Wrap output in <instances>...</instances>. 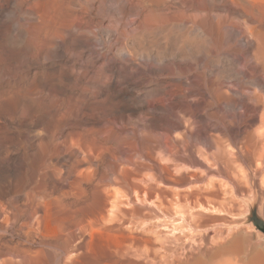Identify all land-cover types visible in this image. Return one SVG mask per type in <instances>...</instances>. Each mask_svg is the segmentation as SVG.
Wrapping results in <instances>:
<instances>
[{
  "label": "bare ground",
  "instance_id": "1",
  "mask_svg": "<svg viewBox=\"0 0 264 264\" xmlns=\"http://www.w3.org/2000/svg\"><path fill=\"white\" fill-rule=\"evenodd\" d=\"M123 1L124 10H121L119 18L112 17L113 13L103 18V21L110 23L109 27L107 24L106 37L117 41L114 44L119 42L114 51L118 54L116 61L113 64L111 61L103 69H86L84 64V70L69 66L58 69L55 66L58 61L49 66L38 60L37 64L32 60L36 64L34 67L33 64L25 69L19 64V57L25 50L22 45L30 48L35 36L29 38L31 30H28L25 40L17 35L6 39V31L2 36L1 31L0 264H264V247L259 242H253L251 233L246 229H231L226 236L222 229H214L212 232L215 233L210 235L212 222L227 221L223 217L225 213L223 216L220 214L223 197L216 183V187L214 184L212 186L215 190H199L202 183L199 186L198 182V186L194 183L189 185L195 190L189 192L191 189L188 188L187 193L185 188L186 193L183 192L180 181L185 177L182 173L185 169L181 171L183 168L179 163L183 159L179 149L184 148L195 152L197 157L215 169L219 162L230 171L241 162L262 166L264 81L256 77V73L264 71V0ZM16 2L19 3L18 0ZM102 2L104 5L107 0ZM17 5L14 4V8ZM55 9L51 11L55 12ZM43 14L46 16L45 11ZM55 20L53 22L58 26ZM30 24L36 26L34 22ZM40 27L38 30L42 31ZM56 28L55 33H58L59 27ZM82 29L78 35L82 34ZM49 30L47 36L50 38L53 35L50 32L52 29ZM94 31L88 28L85 32L95 34ZM46 34H42L43 41ZM62 35L63 32L58 33L61 39ZM67 36L70 38L68 33ZM75 36L71 40L75 41ZM150 36L156 38L154 41L164 40L166 45L159 43V46L154 44L147 48L142 41ZM47 40L52 42V39ZM65 46L63 44V48ZM155 46L158 48L156 51L153 50ZM69 50H66L67 53ZM123 52L132 58L153 56V62L143 64L137 70L127 71L125 66L124 70L117 69V61L123 59L119 53ZM233 56L244 59L245 70L239 71L238 65L241 63L234 61ZM30 57L24 58L27 60ZM32 57L35 58V55ZM167 58L169 63H165L166 66L164 60ZM154 61L156 63L153 65ZM24 64H27L26 61ZM191 71L196 73L199 82L197 80L198 83L192 85L194 87L191 89L186 84V90L190 89L188 93H184L183 87L181 89L183 85H178L182 91L177 85V89L173 87L174 90L170 91L171 82L176 84L182 78L188 81L189 76L184 74ZM24 77L33 79L36 93V99H33L39 107L37 111L35 103L36 112L33 113V110V116L28 118L23 115V109L27 108L24 107L25 96H28L23 93L21 85ZM62 82L64 84L61 86L57 84ZM152 82H163L168 86H158L149 91L150 84H154ZM229 82L230 85L227 84ZM148 93L152 94L149 96ZM190 93L198 94L200 98L189 99ZM13 110L19 113L15 115ZM187 114L209 120L202 127L205 128H201L200 135H189L187 132L179 138H170L168 132L166 135L168 130L165 127L170 122L176 124L177 129L186 122L187 125L189 120L184 119ZM226 121L237 122L234 139L224 140L221 136L211 137L207 134L211 128H222L229 133ZM243 126L250 129L243 130ZM234 142L242 145L235 148ZM207 148L214 150L210 153ZM185 171L187 175L189 171ZM163 173H167L165 179L169 178L173 184L164 182ZM262 173L264 176V171ZM196 177L199 179V175ZM262 180L264 184V177ZM209 183L206 185L210 186ZM251 186L256 197L258 185L254 177L251 178ZM195 194L200 196L197 197L199 200L203 198L201 196L206 199L211 196L216 200L211 199L212 204L215 202L216 206L218 202L220 210H217L218 206H210L211 200H208V203H199L197 208L194 204L188 206L189 201H186L188 209L185 207L184 211L183 198L193 200L194 196L195 203ZM242 201L248 208V214L239 215V219L247 214V223L230 227L254 226L250 218L256 199Z\"/></svg>",
  "mask_w": 264,
  "mask_h": 264
},
{
  "label": "rangeland",
  "instance_id": "2",
  "mask_svg": "<svg viewBox=\"0 0 264 264\" xmlns=\"http://www.w3.org/2000/svg\"><path fill=\"white\" fill-rule=\"evenodd\" d=\"M15 1H17V0H0V29L2 28L3 29V27L5 28L6 27V29L9 27V30H8V32H7V30L6 29H1L0 30V34H1V31H2V34H1V36L3 35V31H6L4 34H6L5 35V38L6 39H9V38H11V36L13 37L14 35H17V36H19V38L21 39H24L25 38V36L26 37H28V30H31V31H29V35L31 36V34H32V36L30 37L29 36V38H32V37H34L33 38V40H34V42H32L31 43V45L29 46L30 48H28V46H26V44H24V45H22V48H23V53L21 54V56L19 57L20 59H19V64H20V66H22V67H24L25 69H26V67H28V66H32L33 64V66L32 67H34L36 64H37V62L38 61H40V62H43L44 64H47V65H49V66H51L52 64H54V63H56L57 61L60 63L61 62V64H59L58 62L55 64V66H56V68H58V69H60V68H64L63 66H65V69L66 68H75V69H78V70H81V68H82V70H84V68H86V69H90V70H93L94 69V67H95V69H98V68H102L103 66L105 67H107V66H109L110 65V62L112 61V63L111 64H113L115 61H116V59H117V55L118 54H116V52H114L115 51V45H117V44H114V43H116L117 41H115V40H113V41H111V40H109L107 37V32H106V29H108V27L110 26V23L109 22H105V21H103V18L107 15V16H109V15H111L112 13V17H118L119 18V16H121L122 15V11L121 10H124V1L123 0H107V2H105L104 3V5L102 4L103 2V0L101 1V0H83L84 2H85V4L82 2V0H77L76 2H75V0H18L19 1V3L18 2H16V3H14ZM54 1V2H53ZM90 1H91V3H90ZM93 1H95V2H93ZM101 1V2H100ZM105 1V0H104ZM34 2H36V5H34L35 3ZM69 3V5H68V3ZM90 4V5H88V3ZM99 2H100V4H99ZM109 2H112L111 3V6H112V4H113V9H112V7L110 6V4H109ZM177 2V1H176ZM17 3H18V5H17ZM51 3H55V4H51ZM86 3H87V5H86ZM116 3H118L117 5H116ZM123 3V4H122ZM14 4L15 5H17L16 7H17V9H16V11H15V8H14ZM53 5L52 7L55 9V12L56 13H58L57 15H56V13L55 12H53L54 11V9L51 7L50 8V6L51 5ZM59 4H60V6H62V8L59 6ZM101 4H102V6H101ZM109 4V5H108ZM120 4V5H119ZM178 4H179V2H178ZM56 5V6H55ZM65 5H66V7H65ZM85 5L87 6V8L85 7ZM95 5V6H94ZM105 5H107L106 7H105ZM122 5V6H121ZM20 6H21V8H20ZM33 6H35V7H37V8H35V7H33ZM57 6H58V8H57ZM77 6V7H76ZM98 6V7H97ZM105 8H104V7ZM118 6V7H117ZM179 6V5H178ZM19 7V8H18ZM69 7V8H68ZM71 7H72V9H74V10H72L71 9ZM78 7H79V9H78ZM87 10H85L84 8ZM89 7V8H88ZM123 7V8H122ZM35 10V11H32L33 9ZM39 8V9H38ZM47 8V9H46ZM66 8L68 9V10H66ZM99 8V9H98ZM108 8H111V10L110 9H108ZM119 8V9H118ZM20 11H19V10ZM44 9V10H43ZM65 9V10H64ZM83 9V10H82ZM92 9H93V11H92ZM95 9H98V10H95ZM116 9V10H115ZM39 10L40 11H43V13H44V11H45V13H46V16H45V14H43L42 12H40L39 13ZM48 12H50V13H48ZM51 10H53V11H51ZM58 10V11H57ZM60 10L62 11V12H60ZM72 10V11H71ZM77 10V11H76ZM112 10L114 11V12H112ZM17 11H19V13L17 12ZM90 11V12H89ZM96 11V12H95ZM110 11V12H109ZM118 11H119V13H118ZM35 12H37V13H35ZM51 12H53V13H51ZM74 13V15H73V13ZM77 12V13H76ZM70 13H72V16H71V14ZM118 13V14H117ZM47 14H50V15H47ZM54 15V17H52L53 15ZM84 14V15H83ZM92 14H94V15H92ZM98 14V15H97ZM38 15H40V16H38ZM42 15H44L43 16V18H42ZM66 15H67V17H66ZM81 15V16H80ZM96 15V16H95ZM119 15V16H118ZM55 16H58V17H55ZM62 16H63V18H62ZM68 16H70L69 18H68ZM77 16H79V17H77ZM94 16V18H92ZM106 16V17H107ZM18 17V18H17ZM42 19H41V18ZM72 17V18H71ZM89 18V19H87V18ZM96 17V18H95ZM44 18H45V21L47 22V25L49 26L48 27V30H49V28H50V32H52V37L54 38V36H55V34L57 33H55V31L57 30V28L56 27H59L58 28V31L61 33V32H63V39H61L62 37H60V36H58V33L56 34V36H55V38L53 39L52 37H48L49 36V32L47 33V25H46V22L44 21ZM52 18H54L53 20H55V22H56V24H59L58 26L57 25H55V23L53 22V20H51L52 21V23H51V21H50V19H52ZM57 18H58V21H59V23L57 22ZM68 18V19H67ZM100 18V19H99ZM20 21H19V20ZM48 19V20H47ZM64 20V21H62V20ZM69 19H70V21H69ZM95 19V20H94ZM99 21H98V20ZM42 20L44 21V23L42 22ZM85 20V21H84ZM91 22H90V21ZM15 21H17L16 23H15ZM50 21V22H49ZM33 22L36 24V26L33 24ZM61 22V23H60ZM62 22H64V23H62ZM66 22V23H65ZM18 23V24H17ZM21 23V24H20ZM30 23H32L33 25H31ZM51 23V24H50ZM78 25H77V24ZM87 23H89V24H87ZM94 23V24H93ZM109 23V24H108ZM5 25V26H3V25ZM15 24H17V26L15 25ZM38 24V25H37ZM42 24H44V25H42ZM50 24V25H49ZM69 25V26H65V28H63V26L64 25ZM90 24H91V26H90ZM107 24H108V27H107ZM19 25V26H18ZM30 25L32 26V27H30ZM55 25V27H53ZM77 27H76V26ZM93 25V26H92ZM3 26V27H2ZM23 26V27H22ZM39 26H43V28H41L40 27V29H42V31L44 30V32H45V34L46 35H44L47 39H52V42H51V40H47L45 37H44V41H45V43H44V41L42 40L43 39V35L42 34H44V32H42L41 30H38L39 28ZM52 26V27H51ZM60 26L62 27V28H60ZM80 26V27H79ZM88 26V27H87ZM94 26H95V29H94ZM98 26V27H97ZM99 26L101 27L100 29H99ZM103 26V27H102ZM13 27H15V30H14V28ZM17 27H19V29L17 30ZM20 27H22L21 29H20ZM33 27H34V29H33ZM37 27V28H36ZM73 29H72V28ZM75 27H76V30H74L75 29ZM79 27V28H78ZM105 27V28H104ZM107 27V28H106ZM31 28V29H30ZM36 28V29H35ZM69 28V29H68ZM73 30H71V29ZM83 28V29H82ZM88 28H93V30H95L94 32H95V34H90V33H88V32H85V31H87V29ZM103 28V29H102ZM11 29V30H10ZM62 29H64V30H62ZM65 29H68V30H65ZM81 29L83 30L82 31V34H80V35H78L80 32H81ZM99 29V30H98ZM20 30V31H19ZM34 30V31H33ZM36 30V31H35ZM46 30V31H45ZM53 30H54V32H53ZM61 30V31H60ZM80 30V31H79ZM16 33H14V32ZM38 31H40V32H38ZM65 31V32H64ZM69 31H72V32H69ZM76 31V32H75ZM79 31V32H78ZM98 31V32H97ZM100 31V32H99ZM35 32H37L39 35H37V33L35 34ZM83 32H84V34L86 33H88L87 34V36L85 35V37H84V34H83ZM103 32V33H102ZM106 32V33H105ZM10 33H12V34H10ZM22 33V35H20ZM41 33V34H40ZM54 33V34H53ZM65 33V34H64ZM67 33L70 35V38H68L69 36H67ZM72 33H73V36H75V35H78V37L80 38V40H79V38L77 37V36H75L74 37V39H75V41H73V40H71V37H73V36H71L72 35ZM78 33V34H77ZM35 34V35H34ZM51 34V33H50ZM75 34V35H74ZM90 34V35H89ZM104 34H105V36H104ZM48 35V36H47ZM97 35V36H96ZM100 35H102V36H100ZM24 36V37H23ZM37 36V37H36ZM39 36H41V37H39ZM51 36V35H50ZM107 36V37H106ZM8 37V38H7ZM38 37H39V40H40V38H41V40H40V42L38 41ZM58 37V38H57ZM59 37H60V40H59ZM65 37H67V38H65ZM77 37V38H76ZM104 37V38H103ZM152 37V38H151ZM87 38H88V40H87ZM89 38H91V40H89ZM146 38H148V39H146ZM145 39H143L144 41H142V43L144 42V44L146 45L147 44V48L149 47V46H154V44H163L164 43V40H163V42H161V41H159L158 42V39L157 40H155L154 41V39H156V38H154L153 36H150V37H146ZM21 39V40H22ZM28 39V38H27ZM65 39V40H64ZM73 39V38H72ZM104 39H106V40H104ZM108 39V40H107ZM25 40V39H24ZM64 40V41H63ZM38 41V45L36 44V42ZM49 41H50V43H49ZM54 41L56 42V43H54ZM66 41V42H65ZM104 41V42H103ZM111 41V42H110ZM147 41V42H146ZM156 41H157V43H156ZM45 44H43V43ZM47 42V43H46ZM59 42V44H57ZM63 42V43H62ZM67 42H68V45H66L67 44ZM85 42V43H84ZM33 43H35V44H33ZM49 43V44H48ZM51 43H53V44H51ZM61 43H62V45H61ZM41 44H43V45H41ZM55 44H57V45H59V46H57V45H55ZM63 44H64V48H63ZM94 44H95V46L96 47H98V48H96L95 46H94ZM114 45V47H112L113 45ZM159 44V45H160ZM165 44V43H164ZM163 44V45H164ZM35 45V46H34ZM40 45V46H39ZM47 45V46H46ZM62 47H61V46ZM71 45V46H70ZM100 45V46H99ZM119 45V44H118ZM158 45V46H159ZM162 45V47H164ZM166 45V44H165ZM23 46H25V47H23ZM46 46V47H45ZM50 46H51V48H50ZM54 46H55V49H54ZM107 46V47H106ZM39 47V48H38ZM58 47H61V49L60 48H58ZM78 47H79V49H78ZM91 47V48H90ZM102 47H104V49H102L101 50V48ZM112 47V48H111ZM34 48V49H33ZM35 48H37L36 50L37 51H41V53H40V51H39V53L35 50ZM42 50H41V49ZM44 48V49H43ZM58 48V49H57ZM69 48H70V50H69ZM28 49H33L31 52L28 50ZM54 49V50H53ZM109 51H108V50ZM156 49H158V48H156V46L154 47V51H156ZM44 50H46V51H44ZM56 50V51H55ZM61 50V51H60ZM63 50V51H62ZM66 50H69L68 52L70 53H67V51ZM75 50H77V51H75ZM103 52V55H102V53H101V51ZM59 51V52H58ZM80 51V52H79ZM100 51V52H99ZM104 51H106L105 53H104ZM154 51H153V55L155 54L154 53ZM49 52V53H48ZM56 52H58V53H56ZM65 52H66V54H65ZM35 53V54H34ZM38 53V54H37ZM44 54V55H41V54ZM46 53L47 54H49V55H46ZM50 53H52V54H50ZM53 53L55 54L56 53V55H57V57H55L56 55H53ZM79 53V54H78ZM42 56H40V55ZM63 56H62V55ZM65 54V55H64ZM92 54V55H91ZM104 54H106V56L104 55ZM27 55V56H26ZM32 55L34 56L35 55V58H36V55H38V56H40L39 58H41L40 60H39V58H38V56H37V58L35 59L34 57H32ZM67 55V56H66ZM69 55H70V57H69ZM100 55H101V57H100ZM23 56V57H22ZM31 56V57H30ZM45 56V57H44ZM50 56H52L51 58H50ZM60 56V57H59ZM73 56H75V58L73 57ZM87 56V57H86ZM90 58H89V57ZM103 56V57H102ZM119 56L121 57V58H123L122 60L120 59V61H122V62H120V61H117V65H116V67H117V69H120V68H123V69H120V70H124L125 69V67H126V69L125 70H127V71H129V70H137V69H140L141 68V66H144V65H146V64H148V62H153V61H151V60H153V56L152 57H141V56H136V57H133L132 58V56H130V55H128L127 54V52H123L122 54L121 53H119ZM24 57H30V59L28 58L27 60L29 61V62H27V60H26V58H24ZM54 57L56 58V59H54ZM59 57V58H58ZM77 57V58H76ZM80 57V58H79ZM108 57H109V59H108ZM112 57H114V58H112ZM119 57V58H120ZM130 57H131V59H133V61L130 59ZM236 57V58H235ZM24 58V59H23ZM34 58V59H33ZM53 58V59H52ZM58 58V59H57ZM79 58V59H78ZM97 58H100V59H97ZM102 58V59H101ZM124 58H126V59H124ZM43 59V60H42ZM52 60V61H49V60ZM66 59V60H65ZM68 59V60H67ZM74 59H76V60H74ZM79 61H78V60ZM86 59H87V61H86ZM96 59H97V62L95 63V61H96ZM140 59V60H139ZM232 59L234 60V61H236L238 64H240L241 63V65H238V69H239V71H241V70H245L244 69V67H245V65H244V59L242 58V57H238V56H233L232 57ZM237 59V60H236ZM24 60V61H23ZM32 60H35V63L34 62H32ZM38 60V61H37ZM53 60H55V61H53ZM59 60H62V61H59ZM72 60V61H71ZM82 60H84L83 62H82ZM93 62H92V61ZM103 60V61H102ZM105 60H107V63H106V61ZM108 60H109V62H108ZM128 60L130 61V62H128ZM142 60V61H141ZM167 60V61H166ZM166 60H164V65H168V63H169V58H167ZM21 61V62H20ZM25 61H26V63L27 64H30V65H25L24 63H25ZM37 61V62H36ZM46 61V62H45ZM67 62V64L65 63V62ZM70 61V62H69ZM75 61H77L76 63H72V62H75ZM86 61V62H85ZM90 61V64L88 63L87 64V62H89ZM114 61V62H113ZM138 61V62H137ZM49 62V63H48ZM50 62H51V64H50ZM81 62V63H80ZM100 62V63H99ZM120 62V63H119ZM128 62V63H127ZM22 63V64H21ZM64 63V64H63ZM69 63L71 64V66L69 65ZM79 63H80V65H79ZM102 63V64H101ZM140 63V64H139ZM156 62L154 61V63H153V65L155 64ZM166 63V64H165ZM60 66H59V65ZM80 66H78V65ZM82 64V65H81ZM83 64H84V66H83ZM86 64V65H85ZM94 64V65H93ZM98 64V65H97ZM104 64V65H103ZM144 64V65H143ZM73 65H75V66H73ZM88 65L91 67H88ZM93 65V66H92ZM132 65V66H131ZM166 65V66H167ZM244 65V66H243ZM53 66V65H52ZM59 66V67H58ZM67 66H69V67H67ZM125 66V67H124ZM131 66V67H130ZM240 66V67H239ZM21 67V68H22ZM84 67V68H83ZM103 67V68H104ZM130 67V69H128ZM134 67V68H133ZM22 69V70H25V69ZM102 68V69H103ZM260 71H262V72H260ZM192 72V73H191ZM190 73H188V74H184V76H189V79L187 78V80L188 81H186V78L184 79V78H182L180 81H176L175 83L176 84H174V82H171L170 84H169V88H170V91H172V90H174V88L173 87H175V85H177L176 87L178 88V89H180V87H181V89H182V87H183V91H184V93H185V91H186V93H188V91H190V89H191V87L193 88L194 86H195V84H197L198 82H199V78L197 77V75H196V73H194V71H191ZM264 71L263 70H259V71H257V73H256V77H258V78H260L261 80H263L264 81V73H263ZM194 73V74H193ZM190 74V75H189ZM191 75H192V77H191ZM259 75V76H258ZM192 79H191V78ZM194 77V78H193ZM196 77V78H195ZM25 78V79H24ZM23 79L26 81H24V80H21V85H22V89H23V93H25V94H27L28 96H25V102H26V106L24 105V107H27L26 109L24 108L23 109V115L25 116V117H32L33 115V113L34 112H36L35 110H34V108L38 111L39 109V107H38V105H37V102H34V101H36L35 99H36V93H35V90H34V82H33V79L31 78V79H26V77H24ZM119 80H121L120 78H119ZM197 80H198V82H197ZM116 81H118V78L116 79ZM194 81V84H192V82ZM56 82H57V80H56ZM55 81H54V83H56ZM60 82V81H59ZM177 82L179 83V84H177ZM184 82H185V85H184ZM189 82L191 83V85H189ZM152 83H154V82H152ZM163 82H160V83H154V84H150V88L148 87V90L149 91H151V89L153 90H155V89H157L158 88V86L160 87V86H165V87H167L168 86V84L166 85L165 83H163ZM57 84H59L60 86L61 85H63L64 83L62 82V84L61 83H57ZM162 84V85H161ZM186 84H188V87L190 88V89H188V90H186ZM228 85H230L231 83L229 82V83H227ZM32 85H33V88H32ZM174 85V86H173ZM180 85H183V86H179ZM192 85H194V86H192ZM153 86V87H152ZM172 86V87H171ZM175 87V89H177ZM172 88V89H171ZM185 88V89H184ZM33 91H32V90ZM180 89V90H181ZM167 90H169L168 88H167ZM181 90V91H182ZM35 93V94H34ZM183 93V92H182ZM152 93H148V95L150 96ZM190 94H192V95H189L188 97H189V99H192V97H193V99L194 98H200V95H195L194 93H190ZM35 95V96H34ZM147 95V96H148ZM34 96V97H33ZM198 96V97H197ZM27 98V99H26ZM33 98H35V99H33ZM24 102V103H25ZM35 103H36V105H35ZM34 105H35V107H34ZM31 108H32V110H31ZM25 110H27V111H25ZM34 110V111H33ZM14 111V110H13ZM17 111V112H16ZM32 111H33V113H32ZM15 112V113H14ZM13 113L15 114V115H17L19 112H18V110H15ZM25 112H27L26 114H25ZM31 114V116H30V114ZM29 114V115H28ZM183 115V114H182ZM182 117V119L184 118L185 120H187L188 121V124L186 125V123H185V127L183 128V127H181V128H179V129H177V125L176 124H174V123H172L171 124V122L170 123H168L167 125H166V127H165V130H168V131H166V135H167V132H168V136L171 138V137H177V138H179V137H182V135H183V133L184 134H186V132H187V134H189V135H193V134H199L200 135V133H201V128L203 127V126H206V123H209L208 121V119H205L204 117H203V119L201 118V119H199L197 116H195L194 114H187L186 116L184 115V117L183 116H181ZM180 117V118H181ZM181 119V120H182ZM183 119V120H184ZM182 120V121H183ZM185 120H184V122H185ZM203 120V121H202ZM206 122V123H205ZM226 123L228 124V128H229V133L228 132H224L223 131V129L222 128H218V129H213V128H211L210 130H208V132H207V134L209 135V136H211V137H218V136H221L224 140H231L232 138L234 139L235 137V133L237 132H235V130H237L236 129V124H237V122L236 121H226ZM171 124V125H170ZM205 124V125H204ZM169 125H170V127H169ZM173 125H175L176 126V128H174V126ZM168 128V129H167ZM199 128H200V130H199ZM205 128V127H204ZM204 128H202V129H204ZM242 129L243 130H246V129H250L248 126H243L242 127ZM197 130V131H196ZM198 130H199V132H198ZM194 131V132H193ZM191 132H193L192 134H191ZM227 134H230V135H227ZM232 136V137H231ZM231 138V139H230ZM240 145H242V144H240V142H234V146H235V148H238V147H240ZM182 148V147H181ZM209 149H210V151H209ZM180 150H181V152H180ZM207 150L211 153L212 152V150H214V149H212V148H207ZM179 152H180V155H182V160L179 162L181 165V167L183 168V169H181V171L182 170H188L189 172H187V175H186V171L184 170V172H182L183 173V175L185 176V177H183V179H181V181H180V183H181V185L184 187H182L181 185H180V183H179V185L181 186L180 188H181V190H183V192H185V190L187 191V193H188V191H189V189L188 188H190L191 189V186H189V185H191L192 183H194L196 186H198V182H199V186L201 185V183H202V187H203V185L204 186H208V185H206L207 183H209L210 181H215L214 183H209L210 184V186H208L207 188H205V187H201L200 186V188H199V190H206V189H208V190H215V188H213L212 186H213V184H214V187H216L215 185L217 184V186L218 187H216V188H218L217 190L220 192V195H222V197L223 198H221L222 200H220V201H222L224 204H226V206H224V204L223 205H221L222 206V208H221V206H218V202H217V205L216 206H218L219 207V209H217L218 211L220 210V208H221V210L224 208L225 210L223 211V213H221V210H220V214H221V216H223L224 215V213H225V215L223 216V217H226V220L227 221H215V222H212L211 224L212 225H210V227H209V230H211V231H209V233H210V235H212V233H215V232H212V231H215V230H223L224 231V234H225V236L226 235H228V233H230L231 232V229L234 231H238V230H241V229H246L248 232H250L251 233V236H252V241L253 242H259L260 244H261V246L262 247H264V234L260 231V230H258L257 228H256V226L254 225L253 227L251 226V225H244V226H237V227H230L231 225H235V224H239V223H241V222H243V223H247V218H246V216H247V211H248V208H247V206H246V204L242 201V200H246V199H248L249 201H251V200H254V199H256V205L252 208V212L253 213H255L256 215H257V218L259 219V220H261L263 223H264V184H263V180H262V178L264 177L263 176V173H262V171H264V162L262 163V166L261 167H258L257 165H255V164H249V163H246V162H241L239 165H238V167L237 168H235V166L233 167V168H231V170L232 171H230V169L228 170V169H226L225 167H224V165H222V163L221 162H219L218 163V168L216 167V169H215V167H212L213 165H210L209 163H207L206 161H204V159H202V158H200L199 156L197 157V154L194 152L193 153V151L191 150H188V149H179ZM244 163V164H243ZM155 165H157V163L155 162ZM208 165H210V166H208ZM250 165H252V166H250ZM180 166H179V168H180ZM255 166V167H254ZM240 167H242L241 168V171H240ZM212 168V169H211ZM239 168V169H238ZM192 169V170H191ZM207 169H209L208 171H207ZM235 169H238V170H235ZM244 171H243V170ZM258 169H261V170H258ZM191 170V171H190ZM203 170V171H202ZM238 172V171H240V173L238 172V173H236V172ZM243 171V172H242ZM192 172V174H193V176H192V174H190ZM201 172V173H200ZM232 172H234V174H236L237 176H235ZM190 175H189V174ZM194 173L196 174V175H194ZM206 173V174H205ZM165 175H167V173H163V176H164V179L165 178H167L168 176H165ZM197 175H199V179H200V176H201V179H200V181H199V179H197ZM187 176V177H186ZM196 178H195V177ZM216 176V177H215ZM192 177V178H191ZM215 177V178H214ZM252 177H254L255 178V180H256V182H257V185H258V188H257V194H256V197H255V194H254V192H253V190H252V186H251V178ZM185 178H187V181H188V183H187V181H186V179ZM188 178H191L192 179V182L190 183V181H191V179H188ZM219 178V179H218ZM208 179H209V181H208ZM213 179V180H212ZM168 180V181H167ZM193 180H195V182L193 181ZM198 180V181H197ZM221 180V181H220ZM183 181H185L186 183H184ZM197 181V182H196ZM202 181V182H201ZM205 181V182H204ZM208 181V182H207ZM217 181V182H216ZM164 182L165 183H167L168 184V182H170V180H169V178L168 179H165L164 180ZM204 182V183H203ZM207 182V183H206ZM222 182V183H221ZM171 183V182H170ZM169 183V184H170ZM184 183V184H183ZM216 183V184H215ZM171 184H173V183H171ZM194 184H193V186H192V188H194ZM212 184V185H211ZM189 186V187H188ZM220 187V188H219ZM183 188V189H182ZM186 188V189H185ZM202 188V189H201ZM210 188V189H209ZM193 190H195V189H191L189 192H192ZM198 190V187L196 188V191ZM222 190V191H221ZM251 191V192H250ZM195 192V191H194ZM222 192V193H221ZM186 193V192H185ZM251 195H250V194ZM250 195V196H249ZM195 196H196V194H195ZM197 197H199L200 198V196H196L195 197V203H194V196H193V200H189V199H187V197L185 198H183V200H184V202H183V200H182V204H184L185 206L184 207H182V209L184 210V208L187 206L186 204H188L186 201H189V204H188V206H193V204L194 205H196V208L197 207H199V206H197L199 203H201V204H205V201H207V203H208V200L210 201L211 199H213L214 201H216L214 198H211V196L210 197H208L209 199H206L207 197H205V196H201V198L204 200V202H202L203 200L202 199H200L199 200V198H197ZM197 198V199H196ZM241 200H240V199ZM196 200L197 201H199V202H197V204H196ZM202 200V201H201ZM190 201H191V203H190ZM192 201H193V203H192ZM201 201V202H200ZM217 201H219V199H217ZM225 201H226V203H225ZM185 202H186V204H185ZM229 204H228V203ZM206 203V204H207ZM214 204H216L215 202H213ZM220 203L221 202H219V205H220ZM231 203V204H230ZM191 204V205H190ZM209 204H210V206H215L214 204H212V200L209 202ZM208 204V205H209ZM215 206V207H216ZM187 208V207H186ZM186 208H185V210L184 211H186ZM217 208V207H216ZM243 208H244V210H243ZM188 209V208H187ZM245 209H246V211H245ZM216 212V213H218L219 214V212ZM250 212V211H249ZM244 213H247L246 214V216L245 215H242V219H239V215H241V214H244ZM245 216V217H244ZM250 221H252V217L250 218ZM214 223H215V225H214ZM214 225V226H213ZM223 225V226H222ZM214 227V228H213ZM221 227V228H220ZM246 227V228H245ZM213 228V229H212ZM225 228H226V230H225ZM236 228V229H235ZM215 229V230H214ZM230 230V231H229ZM225 231H227V233L225 232Z\"/></svg>",
  "mask_w": 264,
  "mask_h": 264
},
{
  "label": "water",
  "instance_id": "3",
  "mask_svg": "<svg viewBox=\"0 0 264 264\" xmlns=\"http://www.w3.org/2000/svg\"><path fill=\"white\" fill-rule=\"evenodd\" d=\"M252 220L256 228L264 234V223L257 218V215L255 213H253L252 215Z\"/></svg>",
  "mask_w": 264,
  "mask_h": 264
}]
</instances>
